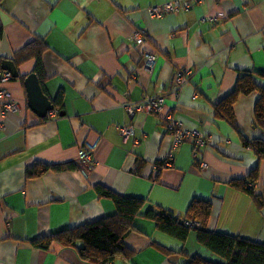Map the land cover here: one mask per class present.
<instances>
[{"label":"crops","instance_id":"1","mask_svg":"<svg viewBox=\"0 0 264 264\" xmlns=\"http://www.w3.org/2000/svg\"><path fill=\"white\" fill-rule=\"evenodd\" d=\"M167 1L0 0V77L6 61L19 72L0 87L20 104L19 111L4 113L0 99V264H95L74 247L43 248L34 241L114 214V202L99 196L98 185L144 199L143 213L163 207L184 216L194 199L209 201L210 230L264 242V157L215 111L240 72L251 71L264 85V0H180L188 7L150 15V6ZM35 38L48 45L40 83L54 109L45 116L29 106L25 85L36 61H14ZM146 52L156 55L152 72L145 68ZM183 69L192 74L179 87ZM60 96L62 107H56ZM146 96H164L162 108L130 117L125 105ZM258 99V92L242 95L234 112L246 138L264 140L254 117ZM168 113L205 134L197 155L190 141L173 148ZM124 125L133 126L128 139ZM38 162L75 167L27 177ZM233 180H244L262 199ZM125 242L134 254L112 264H186L194 255L221 261L195 232L181 241L142 215Z\"/></svg>","mask_w":264,"mask_h":264},{"label":"trees","instance_id":"2","mask_svg":"<svg viewBox=\"0 0 264 264\" xmlns=\"http://www.w3.org/2000/svg\"><path fill=\"white\" fill-rule=\"evenodd\" d=\"M47 46L44 39L35 38L15 52L14 61L19 66L34 59L36 61L34 71L43 81L45 74L42 56ZM253 92L259 93L254 109L255 122L264 129V85L259 83L251 71L245 70L239 73L234 89L215 104V111L218 116L226 119L238 130L246 146L251 147L259 158H263L264 140L246 138L237 125L234 112V105L238 99L242 95ZM61 102L62 96L58 104L55 103L56 107H62ZM140 163L141 160H139ZM64 167L73 168L75 166L73 164L51 166L38 162L26 169V175L27 177L41 176L49 169ZM253 181H255V176H253ZM231 184L243 188L257 200L262 199L261 194L256 193L252 186L249 187L244 180H233ZM96 190L100 197L110 198L114 202L116 206L114 214L41 237L35 240L34 244L43 248H48L52 243L74 247L81 259L95 264L129 259L134 251L128 247L125 238L135 228L137 217L142 215L153 220L160 231L181 241H186L191 231L195 232L199 243L221 258V261H215L201 255H194L186 264H264L263 241L208 228L207 222L211 215L209 201L194 199L184 216H176L171 210L163 207H151L143 213L145 200L142 198L121 195L103 185H98ZM196 222L199 225L190 226V223ZM154 245L164 253L172 254L170 249L160 244L154 243Z\"/></svg>","mask_w":264,"mask_h":264},{"label":"built area","instance_id":"3","mask_svg":"<svg viewBox=\"0 0 264 264\" xmlns=\"http://www.w3.org/2000/svg\"><path fill=\"white\" fill-rule=\"evenodd\" d=\"M188 7L186 2H181L180 0H170L165 3L155 4L149 7V12L152 17H161L166 13L178 12L180 9ZM216 17H211L210 20H216ZM137 38L142 41V35L140 32L137 33ZM156 64V55L151 52L145 53V68L152 72ZM191 71L188 69H183L178 71L176 75V80L179 84V87L189 82L191 77ZM13 78V74L10 71L4 70L1 73L0 81L7 82ZM0 99L3 101V112L7 111H19L20 104L11 97L10 91L5 87H0ZM165 102L164 96H146L137 103H127L125 105L127 112L130 117H134L135 114L139 111L146 112H156L159 111ZM165 124L169 132L173 134L174 143L173 148L177 149L180 144L190 141L194 145L193 153L197 155L200 147H203L207 143V138L203 132L197 129H188L182 125V123L176 119L171 113H168L165 117ZM2 122H0V127ZM120 131L125 139H128L130 136L134 135V130L132 125H124L120 127ZM83 158L87 161H91L92 155L89 153H83ZM173 161V155L166 160V165H171ZM200 166L203 168L207 167L205 161L200 162ZM199 223H190V226H196ZM108 264H112L109 262Z\"/></svg>","mask_w":264,"mask_h":264},{"label":"water","instance_id":"4","mask_svg":"<svg viewBox=\"0 0 264 264\" xmlns=\"http://www.w3.org/2000/svg\"><path fill=\"white\" fill-rule=\"evenodd\" d=\"M4 68L11 71L14 76H19L17 67L12 61H6ZM27 87L29 106L40 116H45L49 110L54 109V105L44 93L38 75L34 72L25 79Z\"/></svg>","mask_w":264,"mask_h":264},{"label":"rangeland","instance_id":"5","mask_svg":"<svg viewBox=\"0 0 264 264\" xmlns=\"http://www.w3.org/2000/svg\"><path fill=\"white\" fill-rule=\"evenodd\" d=\"M108 264V263H107Z\"/></svg>","mask_w":264,"mask_h":264}]
</instances>
